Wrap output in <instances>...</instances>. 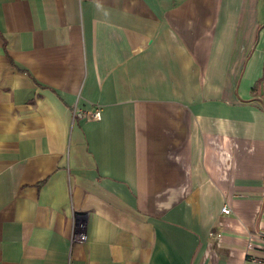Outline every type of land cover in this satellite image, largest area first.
<instances>
[{"label":"crops","instance_id":"0c3cea01","mask_svg":"<svg viewBox=\"0 0 264 264\" xmlns=\"http://www.w3.org/2000/svg\"><path fill=\"white\" fill-rule=\"evenodd\" d=\"M262 238L264 0H0V264H264Z\"/></svg>","mask_w":264,"mask_h":264},{"label":"built area","instance_id":"2783aa9c","mask_svg":"<svg viewBox=\"0 0 264 264\" xmlns=\"http://www.w3.org/2000/svg\"><path fill=\"white\" fill-rule=\"evenodd\" d=\"M73 116L74 118L78 117V118L86 119L90 121H97L102 118V107L100 105H97L91 109L75 107L73 111ZM231 210L232 209L228 204H225L222 208V211L224 214H229ZM85 239H86V235L83 233H79L77 236L74 237V240L76 241H84ZM263 239L264 238H262V240ZM248 247H251V243H249Z\"/></svg>","mask_w":264,"mask_h":264}]
</instances>
